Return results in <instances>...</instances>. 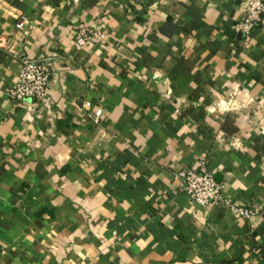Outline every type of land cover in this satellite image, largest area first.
<instances>
[{"label":"crops","instance_id":"0c3cea01","mask_svg":"<svg viewBox=\"0 0 264 264\" xmlns=\"http://www.w3.org/2000/svg\"><path fill=\"white\" fill-rule=\"evenodd\" d=\"M247 2L0 0V264H264V21L236 31ZM85 27L105 38L77 47ZM22 55L52 63L34 112L10 96ZM202 158L252 218L181 191Z\"/></svg>","mask_w":264,"mask_h":264},{"label":"built area","instance_id":"2783aa9c","mask_svg":"<svg viewBox=\"0 0 264 264\" xmlns=\"http://www.w3.org/2000/svg\"><path fill=\"white\" fill-rule=\"evenodd\" d=\"M146 0H139L140 3ZM264 21V0H248L244 7L242 17L236 24L238 33L249 36ZM30 20L27 15L18 18L16 27L18 30L28 33ZM105 33L95 27L80 29L75 36V45L84 47L91 44L94 39L103 40ZM6 47L10 39L0 40ZM52 63L49 58L32 59L21 56V70L18 81L10 92L16 105L34 112L39 102L46 99L47 91L51 83ZM104 112L99 108L93 113L95 123H101ZM180 180L181 191L187 193L191 200L203 208H209L214 204H220L231 210L234 214L243 218H252L256 210L251 207L238 206L226 200L224 197L225 183L217 180L214 172L209 167V159L202 158L195 169L185 168L177 173Z\"/></svg>","mask_w":264,"mask_h":264}]
</instances>
